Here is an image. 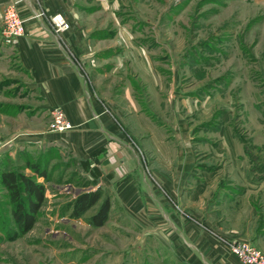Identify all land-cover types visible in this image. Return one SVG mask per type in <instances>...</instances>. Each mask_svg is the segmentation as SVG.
<instances>
[{"label": "crops", "instance_id": "obj_1", "mask_svg": "<svg viewBox=\"0 0 264 264\" xmlns=\"http://www.w3.org/2000/svg\"><path fill=\"white\" fill-rule=\"evenodd\" d=\"M10 2L24 34L14 40L0 35V78L31 89L42 108L61 109L71 127L61 132L26 127L4 142L43 137L78 160H90L99 179L118 181L114 202L154 242L144 241L143 247L153 248L156 264H242L228 238L249 240L264 253V188L247 167L237 169L241 181L229 185L222 170L198 169L193 154L184 150L180 156L171 145L187 135L178 127V104L163 99L170 87L140 48L137 26L124 21L122 1L0 0V17ZM58 12L70 24L59 34L51 21ZM115 73L117 83L101 80ZM165 119L168 133L162 130Z\"/></svg>", "mask_w": 264, "mask_h": 264}, {"label": "rangeland", "instance_id": "obj_2", "mask_svg": "<svg viewBox=\"0 0 264 264\" xmlns=\"http://www.w3.org/2000/svg\"><path fill=\"white\" fill-rule=\"evenodd\" d=\"M120 1V11L126 9L124 21L137 26L140 48L170 87L163 99L178 104V127L187 135L184 142L181 137L171 145L180 156L184 150L193 154L198 169L222 170L229 185L241 181L236 170L247 167L252 180L264 188V0ZM101 80L105 84L120 79L115 73ZM31 91L18 80L0 78L3 142L26 127L52 132L50 110L42 108ZM164 122L162 130L168 133L169 121ZM1 140L0 168L10 158L33 175L24 159H39L47 179L37 178L44 184L45 201L25 233L17 229L7 191L0 185V264H156L153 248L143 247L144 241L154 242L126 217L121 203L114 202L118 181L98 179V184L84 186L92 177L76 163L74 153L43 137L19 144ZM133 145L142 150L141 144ZM145 151L149 164V148ZM98 186L111 200L106 223L93 227L87 222L95 208L71 218L69 201Z\"/></svg>", "mask_w": 264, "mask_h": 264}, {"label": "trees", "instance_id": "obj_3", "mask_svg": "<svg viewBox=\"0 0 264 264\" xmlns=\"http://www.w3.org/2000/svg\"><path fill=\"white\" fill-rule=\"evenodd\" d=\"M76 163L92 177V180L85 181L84 186L95 185L101 176L100 170L96 166H91L88 159H76ZM24 165L33 172V175L22 172L21 168L13 165L10 158L0 168V185L7 191L13 221L22 233L32 229L45 201L44 184L37 182V178L47 179L46 168L41 166L39 159L32 161L25 158ZM92 208L95 210L87 218V222L93 227L104 225L109 217L111 200L100 186L94 190L80 192L67 204L69 216L74 219L81 218Z\"/></svg>", "mask_w": 264, "mask_h": 264}, {"label": "built area", "instance_id": "obj_4", "mask_svg": "<svg viewBox=\"0 0 264 264\" xmlns=\"http://www.w3.org/2000/svg\"><path fill=\"white\" fill-rule=\"evenodd\" d=\"M36 16H42L41 12H37ZM54 32L61 33L70 27L62 13H55L51 17ZM24 34L23 20L19 15L15 3H8L1 12V28L0 35L5 40H14ZM52 131H66L71 126L66 119L63 111L59 108L50 109ZM228 246L230 251L236 255L242 264H264V253L261 252L249 240L228 238Z\"/></svg>", "mask_w": 264, "mask_h": 264}]
</instances>
